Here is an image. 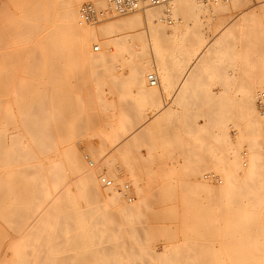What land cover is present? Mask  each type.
<instances>
[{
	"label": "rangeland",
	"instance_id": "1",
	"mask_svg": "<svg viewBox=\"0 0 264 264\" xmlns=\"http://www.w3.org/2000/svg\"><path fill=\"white\" fill-rule=\"evenodd\" d=\"M41 1L0 0V129L26 132L28 126L22 121L47 122L42 127L53 134L47 140L53 150L40 153L42 160L48 165V156L63 151L70 154L63 157L58 170L64 167L66 175L74 178L70 186L76 196L62 191L61 198L49 200L51 196L45 194L61 191L53 188L60 180L46 165L41 169L47 174L43 178L32 169L20 176L3 173L0 180L6 187L20 189L0 197V252L6 251L0 264H121L123 260L122 264H251L254 256L262 259L264 222L254 213L243 218L242 213L232 212L237 207L244 209L241 191L245 188L237 189L241 204L237 205L211 185L208 188L210 183L220 182L207 181L204 176L215 171L224 179L226 164L234 161V154L247 163L253 151L251 123L246 124L250 119L242 117L246 114L242 88L256 86L259 113L257 97L264 91V0H247L229 10L219 9L222 0H192V5L174 6L175 25L181 30L176 41L159 40L144 55L158 62L151 61L149 72L157 70L163 75V67L174 69L178 64L181 69L172 74L170 86L160 75L161 84L154 88L148 80L134 82L129 76L133 51L115 46L111 48L115 56L105 64L82 60L69 49L59 52L67 54L60 63L29 65L20 49L32 41H25L26 35L17 31L26 19L23 17L37 10ZM86 2L98 7L95 0ZM234 17L236 22L229 23ZM94 46H98L95 40L89 52L102 51L93 50ZM201 52L196 66L208 59L229 67L232 85H192L188 78L181 86L180 79L189 67L183 65L184 59L187 64L190 55L194 58ZM103 64L110 66L109 74L103 71L109 66ZM141 83L149 84L154 96L141 93ZM144 122L147 138L143 127L134 137ZM259 125L263 135L264 119ZM26 134V143L38 150L32 135ZM261 142L258 150L264 152V140ZM96 166H110L118 178L123 177L118 202L101 196L90 197L91 202L87 197L84 200V194H76L82 191L78 188L82 173ZM101 209L108 216L101 218ZM15 224L22 227L14 228ZM258 260L255 264L262 263Z\"/></svg>",
	"mask_w": 264,
	"mask_h": 264
},
{
	"label": "bare ground",
	"instance_id": "2",
	"mask_svg": "<svg viewBox=\"0 0 264 264\" xmlns=\"http://www.w3.org/2000/svg\"><path fill=\"white\" fill-rule=\"evenodd\" d=\"M85 1H90V0H44V1H41V3H38V9L37 10H34V11L28 13L27 15H25L23 17V19L24 18H26V19H24V20L22 19L23 23L21 21V25L18 24L19 29L17 27L16 28L18 29L17 32H19L17 34H19L20 36L23 34L26 35L25 41H28V42L32 41L31 45L29 43V45H27V47L20 49L22 56H23V54H24V56H27L26 60L28 61L29 65H31V66L36 65L37 66V64L39 65L40 61L41 62H49V63L50 62L60 63V62H62V60L67 58V54L66 55L65 54H59V52L69 50V49H70L69 51L75 52L76 57H78L82 60H91V61H97V62H99V60H100L102 63H104L105 61H108L111 56L112 57L115 56V54H114V56L111 55V54L115 53L112 51L113 49H111L112 46H115V48L120 49V51H122V50L133 51V54L130 56L131 57L130 61L132 64L130 67L129 76L135 80L134 81L135 83L137 81L144 83V80H148L150 85L153 86L151 88H154V86H160V84H161L160 75H162V74L159 75L157 70H155L154 72L148 71L150 66H151L150 65L151 61H153L154 64H156L158 62H156L155 59L149 60L151 58H148V59L145 58L144 52H145V54L146 53L148 54L149 53V52H147L148 48H152V46L154 47L155 44L157 46V42L159 40L164 39V38H169L171 41L172 40L176 41L181 30L177 25H175L176 19H174V18H176V16L174 17V11L175 10H173V8H174V6L177 7L178 5H180V7H182L183 5H186V4L192 5L194 2H192V0H180V2H178V4H177V0H173L169 4L150 6V7H146V8L140 9V10H136V11L124 14V15H114V16L107 18V19H105L101 22H98V23H85L81 20V17H80V9H81L83 3H85ZM251 1L252 0H250L249 2H251ZM246 2H248V1L247 0H222L220 2L221 5H220L219 9H221V10H223V9L227 10L228 9L229 10V8H231V7L232 8L238 7L239 5L244 4ZM255 2H257V1L255 0ZM95 3L98 5L99 8H100V6H101V8H102V6L104 8H109V7L111 8V0H95ZM250 8H252V6ZM261 8H263V7H261ZM252 14H254V11L251 13V15ZM251 15L248 14V16H250V17H251ZM236 18L237 17H234L229 23H232L233 21L236 22V20H235ZM26 21H29V22H26ZM233 24H234V22H233ZM230 28L231 27H229V29ZM225 30H228V29H225ZM40 33H43V35H41V36L38 35ZM36 36L38 38L39 37L40 38L37 39ZM34 39H35V41H34ZM93 40H95L98 44V46L93 47V50L102 49V51H100L98 54H96L94 52H89V48L91 47ZM171 41H170V43H171ZM173 41H172V43H173ZM161 47H162V45H161ZM111 52H113V53H111ZM202 52L199 54L202 55L203 54ZM154 53H152V54L155 55ZM199 54L197 55V57L199 56ZM40 57H42V58H40ZM197 57L193 58L191 55H190V57H188L189 59L186 57V59H188L186 61L187 64L184 63L185 59H184V62L182 60H180L181 62H183V65L189 66L186 71L184 70L185 75L183 76V78H181V79L179 78L180 80H182L180 82V84H182L181 86H183V84L185 83V81H187L188 78L190 80V77H192L193 74L191 75V73L193 70L191 67H192V63L196 59L198 60V58L200 56L198 58ZM204 57H205V55L203 56V59H204ZM153 58H154V56H153ZM161 59H164L162 61H164L166 63V57H163V55H162ZM201 59H202V57H201ZM181 62H179V63L181 64ZM104 64H103V67L109 66V65H104ZM100 65H101V63H100ZM60 66L61 65H59V66L56 65L55 67L59 68ZM178 66L181 69V66L179 64H178ZM193 66H195V64ZM94 67H96V66H94ZM99 68H100V66H99ZM108 68H110V66L105 68L106 70H103V71L104 72L106 71L108 73V71H107ZM173 68H175V67H173ZM178 68L176 67L177 70H178ZM101 69H97V71L99 72V70H100V72H102ZM171 69H172V67H169V68L163 67V69L161 71V72H163L162 77L164 76V78L166 79L167 86L168 85L170 86L169 81H172L171 80L172 76L173 77L175 76V75H172ZM92 71H95V70H92ZM104 72H103V75L106 73V72L105 73ZM178 72L180 73V71H177L176 73H178ZM194 73H195V71H194ZM98 74H101V73H98ZM173 74H174V72H173ZM105 75L103 77H106ZM98 77L100 78L101 76H98ZM154 79L158 82L157 85H152V80H154ZM123 83H124V81H123ZM142 83H141V86H139L140 87L139 89L142 90V92L139 90L141 93L147 92L149 94V92H150V94H151L154 91L153 89L150 88L151 90H153V91H151L147 87L149 85L148 83H147L148 84L147 86L142 84ZM187 84H188V82H187ZM257 84H258V82H257ZM181 86H180V88H181ZM134 87H135V84H134ZM255 87H252V86L247 87L246 86L245 88H242V90L245 89L244 90L245 96L242 98V99H244L243 105H244L245 109L244 110L242 109V110L244 111V113L246 112L245 116H242V117L245 118L248 115L250 122H247V123L245 122V123L246 124L251 123L248 125H251V127H249V128L252 129V131L250 130L252 132V134L250 136V138L252 137V140L251 139L250 140L253 142V147H252L253 151L249 152V155H248V162L249 163L248 162L244 163L240 156L238 157L237 155L234 154V156H232L233 158L235 157L234 161L231 160L230 162H228L229 164H226L227 166L225 167V170H224V179L219 178V180H218V182H220L222 184L217 183V185H215V183L214 184L210 183L208 185V188L211 185L212 186L211 188H213V190L216 191V193H218L220 195H226V196H228V198L231 197L230 202H232V203L237 202V205L240 204L239 203L240 199L238 198L239 192L237 191V189H239V188L244 189L245 188L246 190L244 189L243 190L244 192L241 191L242 195L240 194L241 197H243L245 199V202H243V203H245L244 209H242L240 207V205H241L240 204L239 205L240 208L237 207V209L233 210L232 212L235 211L236 214L242 213L241 217H243V218H244V216L249 217V216H251V214L254 213V214H256L255 215L256 217L258 216L257 218L260 219V221L262 220L264 222V152L258 150L259 149L258 147H260L258 145H262L261 143H263V142H261V141L264 140V134L262 135L263 131H262L261 126L259 125L260 122L262 124V120L264 119V115H262L259 112L262 115L261 116L256 109V104H255V97H256V93H255L256 91L255 90L256 89H254ZM124 89L125 88H123V90ZM186 89H185V91H186ZM178 90H179V88H178ZM139 91H137V92H139ZM188 91H186V92H188ZM124 92H126V90ZM157 92H154V93H157ZM126 93H128V92H126ZM147 93H145V94H147ZM159 93H160V91H159ZM157 94H155V95H157ZM177 94H178V92H177ZM183 94H185V92ZM190 94H191V92H190ZM259 94H258V96H259ZM152 95H153V93L151 94V96L148 95V97L147 96L146 97L149 98V97H152ZM158 97L156 99H158ZM187 97H185V95H184V98L188 101L189 99ZM220 97H218V98H220ZM127 98H129V97H127ZM184 98H181V99H184ZM224 98H225V96H224ZM173 99H175V96ZM220 99H222V98H220ZM220 99H219V101H220ZM229 99H230V97H229ZM223 106H224V104H223ZM257 108H258V106H257ZM167 109L168 108H166V110ZM171 114H173L172 111H171ZM171 114L169 115V113H168L167 116H171ZM164 115H166V114H164ZM28 116L31 117V114ZM248 117H246L247 121H248ZM22 124H25L26 126H28L26 129V132H24V130H22V131L20 130L19 133H14L13 129H8V130L0 129V176H2L3 173H9V172L15 173L16 175L20 176L22 174H25L26 171H28V169H32V170H34L36 175H39L38 177L43 178V176L45 177V176H47V174H44L41 169H43L44 168L43 165H46V164H45V161L42 160V156L40 153H46L47 150L48 151L53 150L52 146L47 144L48 138L51 139L53 134H52V132H49V128L42 127V126L47 124V122H45V121H39V122H37V121L33 122V120L31 122L30 121H28V122L22 121ZM145 126H146V122L142 123L137 129L138 131L134 132L135 133L134 137L135 136L138 137V134H140L141 131H145L143 133V136L144 137L146 136V138H147V135H145L147 131L144 130ZM141 127H143L142 128L143 130H141L139 132V128H141ZM246 129H247V127H246ZM26 133H29L32 135V137L34 138L35 143L37 145V148H39L38 150L35 147L28 145L26 143V138L28 136ZM147 134H148V132H147ZM139 139H142V138H139ZM128 140H129V138L127 139L126 142H128ZM247 140L248 139H246V141ZM139 141H141V140H139ZM128 143H126V144L129 145ZM263 147H261V148H263ZM250 149H251V146H250ZM62 151L60 150V152H62ZM66 154L70 155L69 153H65L63 151L62 154L60 153V155H58L59 158L57 155L47 157L48 158L47 160H49L50 164L46 165L47 166L46 170L48 172L50 171L49 173H54L53 176H56L55 179L57 181L60 180L58 183L59 185L57 184L53 188L58 190V191H61L60 193H56V194H45L46 196H51V198L49 200H52V199L54 200V199L59 198L60 195H64V193L62 191H67V193H65V195L67 194V195L76 196L74 194V192H71L73 189H71L72 187L70 186L71 179H74V178H71V177L66 175V173H67L66 168L61 167V169L58 170L59 169L58 167L63 162V157L66 156ZM99 159H101V158H99ZM110 159H111V157H110ZM98 163H99V161H98ZM101 164H103V163H101ZM99 166H96L95 168L93 167V168L86 170L85 172L82 173L83 175H81V179H80L81 181L79 182V186H78V188H80L79 190H82L81 191L82 193L80 192V193H76V194H78V195L80 194L82 196L84 194V196H83L84 200L88 199L91 202L93 199H91L90 197H94V196L97 198H98V196H101V197H103V199L107 198V199L113 201L114 203L118 202L120 200V198L122 197V194H123L122 192H120V189H119V188H121V186L118 187V185H120V183L122 184L121 180L123 177L121 179L118 178V175L116 176V174L113 172V170L110 168V166L109 167L107 166L105 168H103V167L101 168ZM50 168H51V170H48ZM109 176H110V178L112 177L111 181L115 180L114 185L113 184L107 185L103 181L104 178H107ZM207 181H208V179H207ZM214 181H217V180H214ZM204 182H205V180H204ZM218 184H220V185H218ZM125 187H126V185H125ZM205 187H206V183L204 185V188ZM19 189L20 188L18 186H15V187L11 186L10 188H9V186L6 187V184L4 185L0 180V197L9 196L10 194L7 192L8 190H10V191L16 190L17 191ZM73 199H74V197H73ZM107 199H106V201H107ZM75 200H76V198H75ZM77 200H78V198H77ZM88 200H86V201H88ZM97 201H99V199ZM102 201H104V200H102ZM106 201H105V203H106ZM84 203H86V202H84ZM97 209H99V208H97ZM76 210H78V209H76ZM94 210H96V209H94ZM96 211H98V210H96ZM103 211L104 210L101 209L100 212H102V213L101 214H100V212L98 213L100 215H103L101 218L108 216L105 212H104V214H106V215L104 216ZM88 212H90V211H88ZM100 215H98L97 217H99ZM81 216H83V214ZM81 216L80 217L78 216V217L81 218ZM250 219H252V218H250ZM71 220H73V219H71ZM85 220H87V219H85ZM91 220H93V218ZM94 220L96 221V219H94ZM97 220H98V218H97ZM102 220H105V219H102ZM248 223H249V221H248ZM263 225H264V223H262V226ZM13 227L19 228L22 226L15 224V225H13ZM26 227H28V226H26ZM252 250H253V248H252ZM257 251H259V250L257 249ZM251 254H253V252H251ZM5 255H6L5 249L1 250L0 260L3 257H5ZM183 258H185V257H183ZM253 258H254V260H250V261H252L251 264H253V262L255 264L258 260L255 258V256ZM179 259H181V258H179ZM174 260L177 261L176 259H174ZM260 260L262 261L261 264H264V257H262V259H260ZM260 260H258V262ZM123 261H121V262L123 263ZM247 261H248V259H247ZM173 264H175V263H173ZM180 264H181V262H180ZM246 264H248V263H246Z\"/></svg>",
	"mask_w": 264,
	"mask_h": 264
},
{
	"label": "built area",
	"instance_id": "3",
	"mask_svg": "<svg viewBox=\"0 0 264 264\" xmlns=\"http://www.w3.org/2000/svg\"><path fill=\"white\" fill-rule=\"evenodd\" d=\"M173 0H111L110 9H102L97 7L92 2H86L80 9L81 20L85 23H97L107 19L111 14L124 15L136 10H140L150 6L169 4ZM152 78V77H151ZM158 82L152 80V85H157ZM257 106L259 112L264 115V91L257 98ZM205 178L209 180H219V177L214 173L205 174ZM103 181L107 185H111L112 181L104 178ZM128 188V185H126Z\"/></svg>",
	"mask_w": 264,
	"mask_h": 264
},
{
	"label": "crops",
	"instance_id": "4",
	"mask_svg": "<svg viewBox=\"0 0 264 264\" xmlns=\"http://www.w3.org/2000/svg\"><path fill=\"white\" fill-rule=\"evenodd\" d=\"M199 56L201 57L202 55L199 54ZM194 62L192 63V67H191L193 70V71L191 70L192 71L191 75L192 74L193 75H192V77H190V82L192 85H203V84H209V83H213V84L217 83V84L225 85V84H231L232 83L229 67L212 64V63L208 62V59H206L205 62H201L197 65L198 71H196L195 69H196L197 59ZM194 64H195V66H193ZM173 70L176 71L177 69L174 68ZM173 70L171 69L172 74L174 72ZM194 71L196 73H194ZM172 78H174V77L172 76ZM172 78H171V80H172ZM169 83H171V81H169ZM178 91H179L178 89H175V92L172 93L173 97L174 96L176 97ZM160 94L163 95V92H160ZM162 99L164 100V98H162Z\"/></svg>",
	"mask_w": 264,
	"mask_h": 264
}]
</instances>
